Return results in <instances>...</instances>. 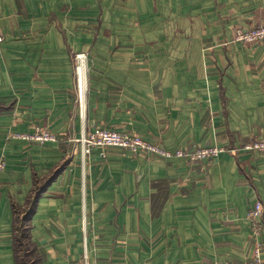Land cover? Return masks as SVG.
<instances>
[{"label":"crops","instance_id":"1","mask_svg":"<svg viewBox=\"0 0 264 264\" xmlns=\"http://www.w3.org/2000/svg\"><path fill=\"white\" fill-rule=\"evenodd\" d=\"M259 25L264 0H0V264L20 263L17 224L35 264H247L264 152L243 148L264 142V41L235 34ZM36 127L55 142L19 137ZM96 127L226 151L207 166L93 148L83 167L77 140Z\"/></svg>","mask_w":264,"mask_h":264},{"label":"built area","instance_id":"2","mask_svg":"<svg viewBox=\"0 0 264 264\" xmlns=\"http://www.w3.org/2000/svg\"><path fill=\"white\" fill-rule=\"evenodd\" d=\"M3 38L0 37V43ZM235 41L248 44H259L264 41V25H259L251 30H238L235 34ZM74 76L76 84V103L78 112L81 118L85 117L86 113V95L87 88V59L84 54H78L74 58ZM27 142L44 145L55 142V136L45 129L39 127L31 135L19 136ZM79 148L81 155V162L84 167L86 158L90 155L93 148H98L102 151L109 147H119L125 150H130L134 153H145L150 156H157L163 159H183L191 164L205 163L207 166L212 164L219 154L226 151L222 147H191L181 148L174 151L162 149L155 144L146 142L140 135L135 133H118L111 130H104L101 128H93L89 134L82 135L79 140ZM243 150L264 152V142L256 141L250 145H246ZM236 153V151H232ZM82 167V168H83ZM5 169V160L3 156L0 157V174ZM84 179V176H83ZM84 182V180H83ZM1 199V193H0ZM246 221L250 229V237L255 242L253 250V261L250 264H264L261 261V246L264 242V206L261 201H254L247 212Z\"/></svg>","mask_w":264,"mask_h":264},{"label":"rangeland","instance_id":"3","mask_svg":"<svg viewBox=\"0 0 264 264\" xmlns=\"http://www.w3.org/2000/svg\"><path fill=\"white\" fill-rule=\"evenodd\" d=\"M81 137V136H80ZM79 140L80 138L77 140V144L79 145ZM17 226V231L15 233V236L18 240V259L20 260L19 264H35V256L33 255L32 251H31V247L29 246V244L27 243L26 239L23 238V230L24 228L22 227V225L19 227V224L16 225ZM254 247H255V243H254ZM253 247V250H254ZM253 251H252V257L251 260L247 263L250 264L253 261ZM261 261L264 263V260L262 259V248H261Z\"/></svg>","mask_w":264,"mask_h":264},{"label":"trees","instance_id":"4","mask_svg":"<svg viewBox=\"0 0 264 264\" xmlns=\"http://www.w3.org/2000/svg\"><path fill=\"white\" fill-rule=\"evenodd\" d=\"M31 205H32V203L29 202V206H31ZM22 227L24 228V230H23V232H22V234H23V238L26 239V238H27V230H26L24 224H22ZM17 231H18V230H17V227H15V232H17Z\"/></svg>","mask_w":264,"mask_h":264}]
</instances>
